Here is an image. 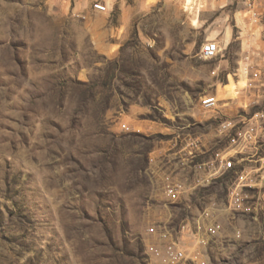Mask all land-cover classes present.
Instances as JSON below:
<instances>
[{"label":"rangeland","instance_id":"obj_1","mask_svg":"<svg viewBox=\"0 0 264 264\" xmlns=\"http://www.w3.org/2000/svg\"><path fill=\"white\" fill-rule=\"evenodd\" d=\"M245 3L0 0V264H164L167 239L180 264H264V188L236 211L234 173L210 165L224 121L264 113Z\"/></svg>","mask_w":264,"mask_h":264},{"label":"built area","instance_id":"obj_2","mask_svg":"<svg viewBox=\"0 0 264 264\" xmlns=\"http://www.w3.org/2000/svg\"><path fill=\"white\" fill-rule=\"evenodd\" d=\"M256 1L246 0L252 20L258 17ZM92 6L97 12L106 11L105 5L101 3ZM219 52L218 44L212 41L204 43L200 48V56L204 60L215 59ZM244 66L246 73L252 71L250 72L252 79L260 77V72L252 67L248 55L244 58ZM218 102L216 96H205L200 99L201 106L205 109H216ZM220 131L226 135L227 149L217 152L210 165L218 164L220 170L234 173L235 184L230 195V205L236 211H241L248 198L245 192L264 188V113H255L247 120H226L220 125ZM207 165L201 163L194 166L199 173L201 183L210 179L206 171ZM180 189V183L172 177L168 175L163 177V191L169 201L176 202L179 199ZM148 232L155 234V229L151 227ZM160 236L166 239L165 235ZM154 253L164 264H180L185 259L184 250L171 239H167L161 249H155Z\"/></svg>","mask_w":264,"mask_h":264},{"label":"crops","instance_id":"obj_3","mask_svg":"<svg viewBox=\"0 0 264 264\" xmlns=\"http://www.w3.org/2000/svg\"><path fill=\"white\" fill-rule=\"evenodd\" d=\"M242 13L244 15L249 14L247 5L243 11L238 12V14H242ZM258 19H259V13H258V17L256 20H252L250 17H248L247 19H244V22H246L244 23V26H245L244 29L246 31L241 33V35H246L245 41H246V44H248V46L258 48V50H254L251 47L252 54H248V56H250L251 64L259 65V67L264 69V24L258 23L259 22Z\"/></svg>","mask_w":264,"mask_h":264}]
</instances>
